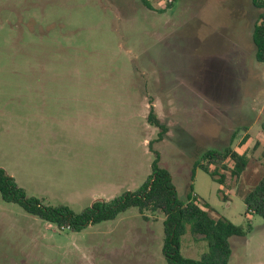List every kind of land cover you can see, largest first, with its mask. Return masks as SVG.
Listing matches in <instances>:
<instances>
[{
  "label": "rangeland",
  "instance_id": "1",
  "mask_svg": "<svg viewBox=\"0 0 264 264\" xmlns=\"http://www.w3.org/2000/svg\"><path fill=\"white\" fill-rule=\"evenodd\" d=\"M157 6L0 0V168L26 197L79 214L138 190L158 154L179 200L195 198L211 218L246 230L229 238L228 264H264V220L243 202L264 175V63L251 38L258 11L251 0ZM54 97H67L61 106L78 116L66 117ZM150 112L165 127L161 140ZM227 147L249 158L238 181L229 162L209 166L223 186L193 169L206 151ZM163 220L130 208L72 232L0 196V264H167ZM206 251L189 231L180 240L185 258Z\"/></svg>",
  "mask_w": 264,
  "mask_h": 264
},
{
  "label": "trees",
  "instance_id": "2",
  "mask_svg": "<svg viewBox=\"0 0 264 264\" xmlns=\"http://www.w3.org/2000/svg\"><path fill=\"white\" fill-rule=\"evenodd\" d=\"M140 2L147 6L146 0ZM175 2L176 0L166 2L164 9L171 8ZM251 6L258 11V22L253 26L251 34L255 59L259 63H264V0H251ZM147 121L159 129L157 140H161L165 131L163 124L152 112L148 114ZM261 155L264 159V149ZM225 162L231 164L230 174L238 181L246 169L249 158L245 153L230 147L222 151L208 150L193 165V169H201L214 182L223 186L224 176L217 170L210 171L209 166L219 165L224 169ZM0 196L6 203L19 205L26 213L72 232H79L89 225L114 220L130 208H136L140 214L147 210L160 211L164 216L162 255L167 264H228L231 255L229 238L244 237L246 234V230L227 219L211 218L207 205L200 204L195 198L191 199L188 196L186 201L179 200L170 174L159 165L158 154L151 164L149 177L138 190L125 192L109 201H94L79 214L73 213L67 206H45L36 198L26 197L13 178L1 168ZM222 197L225 199L223 195ZM243 202L246 215L254 214L264 220V175L244 195ZM247 229H250L249 222ZM188 231L206 242L207 251L198 260L185 258L180 253V240Z\"/></svg>",
  "mask_w": 264,
  "mask_h": 264
},
{
  "label": "crops",
  "instance_id": "3",
  "mask_svg": "<svg viewBox=\"0 0 264 264\" xmlns=\"http://www.w3.org/2000/svg\"><path fill=\"white\" fill-rule=\"evenodd\" d=\"M146 1H158V6H157V9L158 10H164V7H165V2L166 0H146ZM183 1V0H181ZM81 99V98H79ZM52 102L50 103L51 105H54V106H61V105H64L66 104L69 100L67 97H54L52 99H50ZM72 102H77L76 99H74ZM64 114L66 117H77L78 115H75L74 113L70 112L68 109H66L65 107H62L59 108Z\"/></svg>",
  "mask_w": 264,
  "mask_h": 264
},
{
  "label": "built area",
  "instance_id": "4",
  "mask_svg": "<svg viewBox=\"0 0 264 264\" xmlns=\"http://www.w3.org/2000/svg\"><path fill=\"white\" fill-rule=\"evenodd\" d=\"M172 2V0H167V3H171Z\"/></svg>",
  "mask_w": 264,
  "mask_h": 264
}]
</instances>
